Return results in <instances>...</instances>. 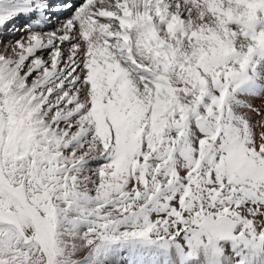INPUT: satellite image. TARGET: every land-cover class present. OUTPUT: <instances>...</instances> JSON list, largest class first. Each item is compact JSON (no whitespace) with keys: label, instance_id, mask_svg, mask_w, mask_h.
<instances>
[{"label":"snow or ice","instance_id":"1","mask_svg":"<svg viewBox=\"0 0 264 264\" xmlns=\"http://www.w3.org/2000/svg\"><path fill=\"white\" fill-rule=\"evenodd\" d=\"M0 264H264V0H0Z\"/></svg>","mask_w":264,"mask_h":264},{"label":"rangeland","instance_id":"2","mask_svg":"<svg viewBox=\"0 0 264 264\" xmlns=\"http://www.w3.org/2000/svg\"><path fill=\"white\" fill-rule=\"evenodd\" d=\"M22 23H24V22H22ZM9 37H10L9 39H15V38H17V37H13V36H9Z\"/></svg>","mask_w":264,"mask_h":264},{"label":"bare ground","instance_id":"3","mask_svg":"<svg viewBox=\"0 0 264 264\" xmlns=\"http://www.w3.org/2000/svg\"><path fill=\"white\" fill-rule=\"evenodd\" d=\"M10 37H8V39H9Z\"/></svg>","mask_w":264,"mask_h":264}]
</instances>
